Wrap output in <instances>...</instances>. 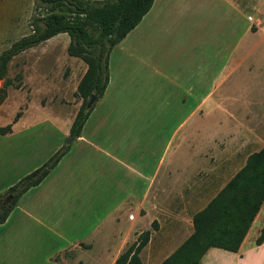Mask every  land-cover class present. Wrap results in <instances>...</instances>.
<instances>
[{
  "label": "crops",
  "instance_id": "obj_1",
  "mask_svg": "<svg viewBox=\"0 0 264 264\" xmlns=\"http://www.w3.org/2000/svg\"><path fill=\"white\" fill-rule=\"evenodd\" d=\"M252 1H153L110 50L108 83L80 135L0 224V264H114L145 231L141 264H160L192 234L194 214L264 146V102L239 81L260 42L250 27L264 21L245 22L247 5H263ZM32 50L12 57L21 87L39 62ZM30 107L0 133V164L10 165L0 192L69 136L75 116L53 112L60 119L43 150L35 130L18 128ZM263 228L264 201L237 251L210 247L200 264H264V241L255 242Z\"/></svg>",
  "mask_w": 264,
  "mask_h": 264
},
{
  "label": "trees",
  "instance_id": "obj_2",
  "mask_svg": "<svg viewBox=\"0 0 264 264\" xmlns=\"http://www.w3.org/2000/svg\"><path fill=\"white\" fill-rule=\"evenodd\" d=\"M154 0H38L43 12L30 20L31 32L13 41L0 52V104L13 82L7 76L8 63L19 52L36 46L59 33L69 36L67 52L87 65L77 85L83 102L70 126L69 135L78 137L90 110L84 106L90 93L101 97L108 83L110 50L142 19ZM19 86V83L16 84ZM20 117L18 112L13 123ZM12 124L0 127V133L11 131ZM65 144L39 167L25 174L0 193V224L4 223L20 197L38 185L67 152ZM10 195L7 203L3 197ZM264 201V146L247 158L246 164L225 187L193 216V233L160 264H200L210 247L237 251L251 222ZM150 236H138L114 264H141L138 253ZM264 241V228L256 244Z\"/></svg>",
  "mask_w": 264,
  "mask_h": 264
},
{
  "label": "rangeland",
  "instance_id": "obj_3",
  "mask_svg": "<svg viewBox=\"0 0 264 264\" xmlns=\"http://www.w3.org/2000/svg\"><path fill=\"white\" fill-rule=\"evenodd\" d=\"M210 1H213L215 5L221 3V0ZM253 2L248 0L247 3ZM251 6L252 4L245 8V22L247 24L250 22L247 18L248 14L264 20V0L262 7H259L261 10H252ZM199 9L201 7L197 6V11ZM42 12L43 9L38 6V0H0V52L8 48L13 41L22 35L30 33V20L34 15ZM241 13L242 11L240 12V20L242 18ZM250 29L253 32L260 29L258 32L260 42L252 57L255 66L252 70L247 69L240 74L241 79L239 81L243 87L242 90L249 94V97L260 95V99L264 102V21L261 23L256 21ZM68 41V34L61 33L47 43L42 42L32 47L38 55L39 62H37L36 69L25 72L27 78L32 80L30 84L27 83L21 87L23 71L21 73L19 70V62L12 59L8 67L7 76L13 82L7 88L6 97L8 96V98L0 104V127L9 123L13 124L15 115L18 112H20V116L23 115L30 102L31 109L27 110L18 128L35 130V137L30 139L42 140L43 150L48 149L54 141L55 136L52 133L54 127L51 124L56 125L59 117L53 114L56 113L66 118L75 116L83 102V99L77 94V85L87 66L81 58L67 56L65 48ZM51 55L52 57H50ZM250 61V58L247 57V64ZM2 83L3 80H0V86ZM18 83L19 86H16ZM69 137L70 135L66 138L65 144ZM30 160L32 158L27 159L28 162ZM9 167L8 162L0 164V178L2 176L8 178L10 175L8 174ZM258 224L251 229L250 236L255 233ZM40 251L39 256L41 255Z\"/></svg>",
  "mask_w": 264,
  "mask_h": 264
},
{
  "label": "water",
  "instance_id": "obj_4",
  "mask_svg": "<svg viewBox=\"0 0 264 264\" xmlns=\"http://www.w3.org/2000/svg\"><path fill=\"white\" fill-rule=\"evenodd\" d=\"M98 99H99V97H97L94 93H90L89 97H88V99H87V101L85 103L84 109L85 110H90L93 107V105L95 104V102L98 101ZM71 139H72V136L69 137L68 142ZM9 199H10V195H7V196H5L3 198L2 202L3 203H7L9 201Z\"/></svg>",
  "mask_w": 264,
  "mask_h": 264
}]
</instances>
